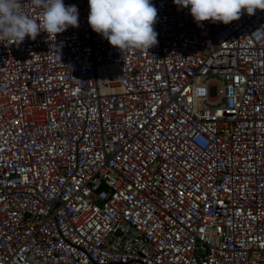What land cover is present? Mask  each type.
Returning <instances> with one entry per match:
<instances>
[{
    "label": "built area",
    "instance_id": "built-area-1",
    "mask_svg": "<svg viewBox=\"0 0 264 264\" xmlns=\"http://www.w3.org/2000/svg\"><path fill=\"white\" fill-rule=\"evenodd\" d=\"M151 2L148 51L95 33L88 0L0 41V264H264V10L198 26Z\"/></svg>",
    "mask_w": 264,
    "mask_h": 264
},
{
    "label": "clouds",
    "instance_id": "clouds-1",
    "mask_svg": "<svg viewBox=\"0 0 264 264\" xmlns=\"http://www.w3.org/2000/svg\"><path fill=\"white\" fill-rule=\"evenodd\" d=\"M39 4L40 0H34ZM91 29L106 39L120 53L148 51L158 44L154 30L157 9L151 0H88ZM181 8H189L194 22L227 25L241 18L242 10L253 15L264 10V0H174ZM42 19L37 22L21 10L20 0H0V41L22 43L26 37L35 40L40 32L56 37L69 26L78 27V9L66 6L64 0H44ZM200 89H194L199 95Z\"/></svg>",
    "mask_w": 264,
    "mask_h": 264
},
{
    "label": "snow or ice",
    "instance_id": "snow-or-ice-1",
    "mask_svg": "<svg viewBox=\"0 0 264 264\" xmlns=\"http://www.w3.org/2000/svg\"><path fill=\"white\" fill-rule=\"evenodd\" d=\"M202 91V90H201Z\"/></svg>",
    "mask_w": 264,
    "mask_h": 264
}]
</instances>
